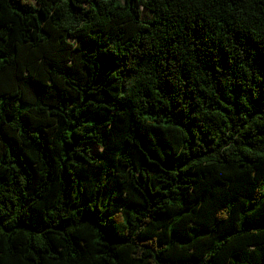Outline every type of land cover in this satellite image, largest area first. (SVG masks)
Returning <instances> with one entry per match:
<instances>
[{
    "label": "trees",
    "instance_id": "16d2710c",
    "mask_svg": "<svg viewBox=\"0 0 264 264\" xmlns=\"http://www.w3.org/2000/svg\"><path fill=\"white\" fill-rule=\"evenodd\" d=\"M0 264H264V0H0Z\"/></svg>",
    "mask_w": 264,
    "mask_h": 264
},
{
    "label": "rangeland",
    "instance_id": "374dc122",
    "mask_svg": "<svg viewBox=\"0 0 264 264\" xmlns=\"http://www.w3.org/2000/svg\"><path fill=\"white\" fill-rule=\"evenodd\" d=\"M94 151H99V149L95 148Z\"/></svg>",
    "mask_w": 264,
    "mask_h": 264
}]
</instances>
